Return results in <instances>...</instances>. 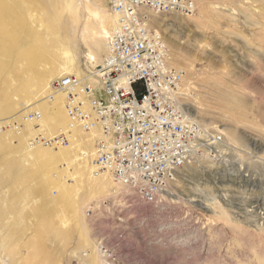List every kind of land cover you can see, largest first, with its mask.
<instances>
[{
    "label": "rangeland",
    "instance_id": "374dc122",
    "mask_svg": "<svg viewBox=\"0 0 264 264\" xmlns=\"http://www.w3.org/2000/svg\"><path fill=\"white\" fill-rule=\"evenodd\" d=\"M0 8V264H107L100 239L110 264H264V0H196L192 15L146 11L169 65L182 71L179 101L223 136L154 203L108 173L89 178L99 126L75 127L58 147L37 143L69 126L67 95L50 97V82L76 74L101 85L117 23L107 0H1ZM29 110L42 119L16 129Z\"/></svg>",
    "mask_w": 264,
    "mask_h": 264
},
{
    "label": "built area",
    "instance_id": "2783aa9c",
    "mask_svg": "<svg viewBox=\"0 0 264 264\" xmlns=\"http://www.w3.org/2000/svg\"><path fill=\"white\" fill-rule=\"evenodd\" d=\"M118 22L108 38L106 57L99 71L100 87L75 75L55 79V89L67 92L70 120L86 130L99 126L96 173L107 172L115 183L146 203L157 202L168 182L199 153L223 141L179 101L183 74L168 62L163 31H152L146 11L189 15L196 0H107ZM89 98L91 111L85 108ZM29 110L25 120H38ZM70 132L40 142L58 147L68 144ZM115 190V189H114ZM117 194V191H114ZM119 195H116L118 197ZM104 262L115 256L103 239L98 242Z\"/></svg>",
    "mask_w": 264,
    "mask_h": 264
},
{
    "label": "bare ground",
    "instance_id": "6f19581e",
    "mask_svg": "<svg viewBox=\"0 0 264 264\" xmlns=\"http://www.w3.org/2000/svg\"><path fill=\"white\" fill-rule=\"evenodd\" d=\"M1 1V0H0ZM80 1V0H79ZM83 1V0H82ZM85 1V0H84ZM90 0H87V2H89ZM1 10H2V8H0ZM20 11V10H19ZM2 12V11H1ZM93 13H94V15H96V16H99V18H100V20H102V14L100 13V11H93ZM193 13H191V14H189V15H192ZM1 15V14H0ZM18 15V14H17ZM8 17V16H7ZM5 18V17H4ZM61 18V17H60ZM99 20V21H100ZM2 21V17H1V19H0V22ZM149 21H150V19L147 17V22L149 23ZM115 22H118V16H117V19H115ZM1 23H3V22H1ZM3 24H6V23H3ZM117 24V23H116ZM4 26V25H3ZM6 26V25H5ZM0 27H1V24H0ZM11 27V26H10ZM115 27V26H114ZM5 27H3L1 30L5 33V29H4ZM6 28H8V27H6ZM104 28H105V30H106V32H108V29L104 26ZM75 29V28H74ZM113 29L114 28H112V30H111V32L113 31ZM9 29H7L6 31H8ZM1 31V32H2ZM111 32H110V34H111ZM9 33V32H8ZM110 34H109V36H110ZM4 35V34H3ZM3 35H1V37L0 38H2V36ZM4 36H6V35H4ZM37 36V35H36ZM109 36H108V38H109ZM14 37V36H13ZM4 38V37H3ZM3 38H2V40H3ZM108 42V41H107ZM3 46H7V45H3ZM7 48V47H6ZM99 48H100V46H99ZM4 50H7V49H5L4 48ZM181 73H182V71H180ZM52 75L54 76V75H57L58 74V71L55 69V70H53L52 72ZM67 75H75L77 78H79V79H82L79 75H76V74H67ZM58 78H60V77H58ZM40 80H42V79H40ZM38 81H39V77H38ZM53 82V81H52ZM52 82H50V87H48L49 89H51V93H50V97H55V95H56V93H64V94H66L67 95V92L64 90V89H55L54 87H53V85H52ZM66 92V93H65ZM184 107H185V109H187V107L185 106V104H184ZM191 109V108H190ZM66 110H67V108H66ZM188 110V109H187ZM39 113H40V117L38 118V120H41L42 119V112L41 111H39V110H37ZM189 111V110H188ZM67 114H68V112H67ZM33 120H25L24 119V115L23 116H21L20 118H17L16 120H14L13 122H12V125L14 126V127H16V129H20V128H22V126H24V123H26V122H32ZM35 121V120H34ZM77 126H80L86 133H90V132H93L94 131V129H92V130H86V128L83 126V124L82 123H77V122H73L72 123V121L69 119V126L67 127V129H65V130H68L69 132H70V139L72 140V138H73V129L75 128V127H77ZM63 131V130H62ZM38 143H39V145L41 144V142H40V140H38ZM70 143V142H69ZM95 155H96V150H95ZM82 156H85V153H84V155H82ZM92 167H94V170H93V168ZM91 168H92V171H91V175L89 176V178H91L92 179V181H95V182H98V181H100L98 178H96L95 176H100V175H103L104 173H107V172H99L98 174L96 173V171L98 170V167H97V165L96 164H94V166H91ZM177 173V172H176ZM176 175V174H175ZM175 175H174V177H175ZM172 179H173V177H172ZM165 190V189H164ZM163 190V191H164ZM162 191V192H163ZM98 251H99V253H100V255L102 256V254H101V252H100V250L98 249Z\"/></svg>",
    "mask_w": 264,
    "mask_h": 264
}]
</instances>
